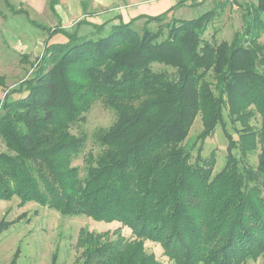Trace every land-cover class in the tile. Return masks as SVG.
Listing matches in <instances>:
<instances>
[{
    "label": "trees",
    "instance_id": "1",
    "mask_svg": "<svg viewBox=\"0 0 264 264\" xmlns=\"http://www.w3.org/2000/svg\"><path fill=\"white\" fill-rule=\"evenodd\" d=\"M60 2L48 0L55 15ZM185 2L138 17L145 18L140 30L137 19L94 24L85 37L78 28L91 24L86 19L74 31L61 22L41 27L43 53L0 102V200L131 230L133 239L81 229L79 264H163L145 241L160 244L173 264H247L264 255V0L240 3L243 27L231 42L204 38L215 9L189 20L171 16ZM58 34L68 41L50 43ZM5 81L0 76V86ZM96 100L116 119L95 133L102 150L85 156L82 174L73 160L87 136L73 128ZM226 113L239 138L226 131V163L214 173V153L205 158L200 147L193 162L192 152L225 127ZM198 116L203 129L188 139ZM258 116L259 127L252 124ZM28 215L0 220V236L29 223ZM20 251L9 264H19ZM50 264H58V252Z\"/></svg>",
    "mask_w": 264,
    "mask_h": 264
},
{
    "label": "rangeland",
    "instance_id": "2",
    "mask_svg": "<svg viewBox=\"0 0 264 264\" xmlns=\"http://www.w3.org/2000/svg\"><path fill=\"white\" fill-rule=\"evenodd\" d=\"M125 1V3H133L138 0ZM192 1L193 3L190 5L178 6L171 12V16L189 20L215 9V17L208 24L204 38L211 40L212 34H215V40L218 42L224 40L231 42L236 33L242 30L244 11L239 7L240 3L255 4L257 2V0H242L236 6L232 4L220 6L222 2L214 0ZM10 2L13 9L8 7L4 0H0V76L6 79V85L0 86V102L8 90L30 76L32 62L43 53L47 33L41 27H55L60 22L58 16L50 10L48 0H10ZM91 2V0H81V9L84 14L92 10ZM18 10L22 12H18ZM70 18L71 20L65 25L77 27L78 19L73 16ZM141 27L140 24L134 25L135 30H140ZM150 27L156 30L158 23H153ZM106 34L107 32L104 33V35ZM54 40L58 41L59 38ZM259 43L264 46V33L260 37ZM154 68L173 71L163 65H155ZM24 95L26 92L15 93L11 97L17 99ZM115 119V111L106 107L101 100H96L87 114L86 121L73 128L75 134L87 136L82 152L73 160V165L78 166L82 174L85 156L90 152L97 155L102 150L96 141L95 133L100 129L110 127ZM225 123V127L219 125L214 135L208 137L203 143L198 141L192 152L193 162L200 147L201 155L205 158L214 153L216 159L214 173L222 170L226 163L228 146L226 131L234 139L239 138L237 128L231 123L227 113L225 114ZM252 124L259 127L260 117L252 120ZM202 129V120L198 116L190 130L188 139H195ZM0 150H4L3 146L0 147ZM259 153L260 151H257L250 155V163L254 167L258 165ZM19 203L18 198H13L11 201L0 200V220L12 221L25 212H28V216L31 217L29 223H17L0 236V264H9L18 246L21 249L19 264H50L54 252H58V264H79L80 251L76 248V242L81 229L95 232L109 231L110 234H113V238L116 237L114 233L118 231L124 237L133 239L131 230L123 227L119 222H98L87 216L66 217L53 209L41 207L33 202L24 206H20ZM36 211L38 214L34 215ZM145 249L149 253H154L163 264H173L163 254L160 244L145 241ZM247 264H264V255L256 261H248Z\"/></svg>",
    "mask_w": 264,
    "mask_h": 264
},
{
    "label": "crops",
    "instance_id": "3",
    "mask_svg": "<svg viewBox=\"0 0 264 264\" xmlns=\"http://www.w3.org/2000/svg\"><path fill=\"white\" fill-rule=\"evenodd\" d=\"M91 1L92 10L87 11V13L84 14L81 9V0H61L60 3H63L64 5L61 6V4H59L56 7V11L62 27L68 31H74L76 27H68L65 25L66 22L71 20L70 17L73 16V18H77L78 21L86 19L91 24L87 23L78 28V35L80 37H85L94 31V24L100 25L107 22L118 23L119 20L128 23L140 16H157L171 9L180 0H138L133 3H125V0ZM192 3V0H188L184 5H190ZM79 16H83V18L80 19ZM144 22L145 18L137 19L134 25L140 24L143 26ZM55 38H59V40L55 41ZM50 41L51 43H66L68 39L63 35L58 34Z\"/></svg>",
    "mask_w": 264,
    "mask_h": 264
},
{
    "label": "built area",
    "instance_id": "4",
    "mask_svg": "<svg viewBox=\"0 0 264 264\" xmlns=\"http://www.w3.org/2000/svg\"><path fill=\"white\" fill-rule=\"evenodd\" d=\"M199 1H202V0H199ZM214 1L222 2V3H229V4L236 6L237 1H242V0H214Z\"/></svg>",
    "mask_w": 264,
    "mask_h": 264
}]
</instances>
